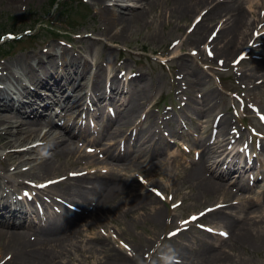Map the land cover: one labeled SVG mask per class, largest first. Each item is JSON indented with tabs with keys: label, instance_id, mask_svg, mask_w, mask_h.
Instances as JSON below:
<instances>
[{
	"label": "bare ground",
	"instance_id": "6f19581e",
	"mask_svg": "<svg viewBox=\"0 0 264 264\" xmlns=\"http://www.w3.org/2000/svg\"><path fill=\"white\" fill-rule=\"evenodd\" d=\"M105 1L101 0L99 3L98 14L99 34L107 42L124 39L133 27L147 24L149 14L154 12L156 15L149 22L151 27L158 21L169 26L175 19H195L197 16L194 15H200L203 11L199 23L193 27L191 34L185 35L180 48L184 44L195 47L206 44L209 37L207 33L217 28L216 35L208 42L207 47H211L212 59L220 61V66L232 62L245 48H248L249 56L258 48L264 49V20L259 19L260 13L256 14L255 11V8H261L263 4L260 0H253L257 6L255 8L250 0H110L111 4L104 5ZM8 2L13 4L12 0ZM124 2L139 4L138 10L122 5ZM244 2L246 9L243 7ZM248 13L251 20L255 21L257 16L258 21L251 23ZM257 23L260 27L255 29L261 32H258L248 46L253 39H247L249 31ZM96 43L99 42L82 38L74 46L49 44L29 51L0 68V257L3 264H62L60 260L66 253L63 252L64 245L60 235H67L69 229L77 226L85 213L114 204V197L122 186L94 170L85 175H69L43 189L37 187L36 190L45 199L37 195L33 197L34 203L30 210L25 209V213L17 212L12 207L13 201L19 203L16 196L18 187L27 188L32 179L55 175L61 170V166L57 165L59 159L71 155L77 157L79 152L72 148L75 141L81 138L86 144L94 143L86 134L88 131L95 137L105 132L103 141L106 143L100 145L102 156L83 154V157H94L98 163L90 162L91 166L99 165L102 169L108 166L112 174L118 169H130L128 165L132 162H143L146 153H155V150L166 147V137L175 135V130L167 124L160 131H156L153 124L145 130L133 128L141 114L147 120H156L148 112L144 113L141 103L144 88L139 83L143 82L145 86L146 82L141 74L131 76L128 73L121 86L122 71L118 69H111V76L106 78L107 67L102 56L105 54L109 57L111 46L103 43L100 50L95 47ZM236 49L239 53L231 60ZM98 50L101 51L99 58ZM173 58L177 61L180 57L172 56L170 59ZM178 62L177 74L182 71L185 76H193L196 81L203 83L206 75L201 73L197 65L193 66V61L187 63L181 58ZM260 71L261 66L257 64L250 74L244 75L251 86L264 81V73L259 74ZM23 81H26L25 84ZM151 86L155 89V83ZM87 104H91L90 108L80 111ZM57 108L58 112L55 111ZM193 110L200 113L195 108ZM79 111L80 120L76 121L73 117ZM56 117L59 119L54 120ZM163 117L166 121L179 122L175 112L163 113ZM229 122V118L223 116L215 127L219 133L224 134L220 138L215 137L214 143H200V148H203L201 157L190 163V171L184 183L193 188L200 198L214 199L211 211L208 210L204 215L209 224L219 227L212 228L225 230L230 235V240L234 239L243 247L264 250V219L243 225L235 222H238V217L222 211L230 207V193L233 190L246 189L245 182L247 184L246 179H249L247 174L252 168L250 166L246 169L248 161L240 157V152L245 149L238 151L232 148L227 152V146L241 143L235 135L229 136ZM94 124L100 125L98 131L93 129ZM45 127L47 130L42 134ZM82 147L83 145H79L83 153ZM216 152L217 156L212 155ZM262 152L261 149L259 156ZM252 162L260 167L255 156ZM28 165L32 166L23 168ZM66 174L67 172L63 173ZM234 177L238 181H234L232 188L227 187L224 182ZM241 181H244V185L240 187ZM163 192H167V189L164 188ZM25 197L22 196L23 199ZM24 202L29 205L27 201ZM37 202L40 210L36 207ZM63 205L75 206L79 213L71 212L69 217H65L60 212ZM66 210L67 208L65 213ZM145 218L156 226L162 220V213L155 211ZM203 233L209 234L205 231ZM186 247L178 245L175 250L177 258L186 256ZM133 252V258L138 260V249H133ZM134 259L132 262H135ZM132 262L126 256L119 258L115 253L108 264ZM164 264L173 263L166 259Z\"/></svg>",
	"mask_w": 264,
	"mask_h": 264
},
{
	"label": "rangeland",
	"instance_id": "374dc122",
	"mask_svg": "<svg viewBox=\"0 0 264 264\" xmlns=\"http://www.w3.org/2000/svg\"><path fill=\"white\" fill-rule=\"evenodd\" d=\"M8 1L10 0H0V34L4 28L10 29L11 33L18 32L29 29L40 18L42 21H50L51 18V20H58L57 24L59 21H69L71 37L70 39H53L43 35L41 40L28 39L24 43L16 44L12 49H6L8 55L0 56V66L11 63L31 50L44 48L49 44L65 42V45L74 46L79 39L91 38L99 42L95 44V47L101 50L102 44L108 43L111 46V54L108 58L105 54L102 56L108 75L110 76L111 69L113 71L118 69L122 73H131V76L141 74L146 82L145 86L143 82L139 83L144 88L141 103L144 113L148 112L149 116L156 120L154 122L146 120L144 114H141L136 119L137 127L145 130L153 124L154 129L160 131L167 124L175 130V135L166 137V147L155 150V153H146V159L143 162L129 164L130 169L126 171L118 169L112 174L108 166L104 170L99 165L89 167L90 162L96 163V159L83 157L79 149L81 145V139H79L72 146L79 152L76 154L77 157L74 158V155H71L68 158L59 159L57 165L61 166V170L55 175L32 179L45 181L63 177L64 172L82 174L94 169L103 172L105 177L113 179L115 183L122 186L121 191L114 197L113 205L85 213L79 219L78 225L69 229L67 235L65 233L60 235L64 245L63 252L66 253L60 262L62 264H108L115 253L119 258L126 256L132 262L133 249H138L139 259H134L135 262L132 264H164L165 259L173 264H264V250L243 247L234 239L230 240V235L225 230L224 236L219 232H216V235L203 233L202 230H212L205 219L201 222L202 224L192 223L191 217L197 216L200 211L213 206L215 202L210 197L200 198L193 188L184 183L190 171V163L196 160L197 156L201 157L203 148H200V143L215 142L213 134L216 132L215 124L219 117L229 118L228 131L238 130L237 135L243 138L242 141L253 137L252 142L255 148L263 145L264 128L254 119L256 113H251L250 108L264 114V81L259 85L251 86L244 75L250 74L251 69L257 64L261 66L259 74L264 73V49L258 48L241 66L233 67L230 63H226L221 67L213 59L198 56L199 51L195 50L198 52L196 54L192 50L194 48L192 45L184 44L181 48L179 47L185 35L192 30L194 18L186 21L175 19L169 26L158 21L151 27L149 22L152 16L156 15L154 12L149 14L147 24L133 27L124 39L107 42L103 35L99 34L98 12L101 0H68L72 8L77 7L79 13V15L74 14L71 20L63 17V14L59 12L61 5L55 6L52 0H19V2L12 0L13 4H9ZM250 1L253 8L257 7L253 0ZM260 1L263 4L261 8H255V11L256 14L261 13L259 19L264 20V0ZM106 3L111 4V1L106 0L104 5ZM122 5L131 9L135 7L136 10L139 6L134 2H124ZM243 7L247 8L245 2ZM248 19L252 21L251 23L258 21L257 16L255 21L251 20L249 13ZM12 26H14L13 29H11ZM257 26L251 27L248 40L254 36V31L258 30L255 29ZM40 43H42L41 46ZM237 49L231 60L236 53H239ZM100 50L97 51V58L100 57ZM172 56H178L187 63L193 61L195 63L193 66L197 65L201 73L206 75L203 83L196 81L193 76H185L182 71L177 74L176 65L179 59L177 61L170 59ZM122 77L123 75L120 77L121 86L124 83ZM152 83H155V89H152ZM185 99L186 104L182 108ZM193 108L200 113H195ZM167 110L175 112L179 122L166 121L163 113ZM247 116L252 118L248 119ZM104 134L105 132H102L99 135L100 143L96 145L97 147L106 143L103 141ZM212 155L217 156L218 153ZM258 161L260 167L255 163L249 164L252 168L247 174L249 175V179H246L247 184L245 182L247 189L233 190L230 193V207L222 210L232 214L233 217H238V222L235 221L238 224L249 225L264 219V152L261 157L259 156ZM75 162L77 163L73 164ZM31 166L24 168L28 169ZM235 180L238 181L234 177L232 180L227 179L224 183L232 188L231 185ZM242 185L244 181L239 182V186ZM164 188L167 192H163ZM66 211L67 213L64 209L62 214L65 217H69L71 212H74L68 208ZM155 211L162 213V220L156 226L145 218L147 214ZM176 228L179 229V233L169 238L174 232L172 230ZM216 228L219 229L217 226ZM179 244L187 246L184 258H177L178 255L175 253ZM0 264H3L1 257Z\"/></svg>",
	"mask_w": 264,
	"mask_h": 264
},
{
	"label": "snow or ice",
	"instance_id": "6c2138e0",
	"mask_svg": "<svg viewBox=\"0 0 264 264\" xmlns=\"http://www.w3.org/2000/svg\"><path fill=\"white\" fill-rule=\"evenodd\" d=\"M262 119H264V118H262ZM192 219H193V220H195V219H196V217H193ZM185 223H187V221H186ZM173 235H174V233H173Z\"/></svg>",
	"mask_w": 264,
	"mask_h": 264
}]
</instances>
